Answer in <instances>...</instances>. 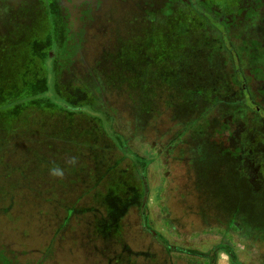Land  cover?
Segmentation results:
<instances>
[{
	"label": "flooded vegetation",
	"instance_id": "af4514ba",
	"mask_svg": "<svg viewBox=\"0 0 264 264\" xmlns=\"http://www.w3.org/2000/svg\"><path fill=\"white\" fill-rule=\"evenodd\" d=\"M49 70L67 92L106 91L154 129L186 127L151 144L156 156H145L117 220L97 210L96 196L76 195L59 228L49 186L64 189L82 163L67 173L64 142L35 117L0 123V264H63L54 249L69 241L78 258L67 264H264V0H0V90L35 74L48 85ZM177 161L173 214L161 194L171 182L151 165ZM34 183L46 194L23 201ZM34 217L48 231L36 238L44 248L7 229Z\"/></svg>",
	"mask_w": 264,
	"mask_h": 264
},
{
	"label": "rangeland",
	"instance_id": "374dc122",
	"mask_svg": "<svg viewBox=\"0 0 264 264\" xmlns=\"http://www.w3.org/2000/svg\"><path fill=\"white\" fill-rule=\"evenodd\" d=\"M233 47L237 48V45L233 44ZM48 80L50 81L47 85L45 81L40 80V75L35 74L33 76L32 83L29 85H26L25 87L18 86L15 88V85L12 86L11 90H0V100L2 103H4L0 109L1 114V124L7 125L12 127L14 124L19 122H29L31 120V117H35L37 120H39L41 124L47 125V120H49L48 116L50 113L56 112L54 108L56 101H54V98H60L63 102L71 103L74 105H90L93 110L106 113L107 115L111 116V125L113 129L120 134H122L128 146L138 154H141L146 157H155V150L152 145H157L159 143L165 144L166 142H170L174 139L173 133L178 130H184L186 127V124H180L179 127H176L174 124L172 125V122L170 121H162L156 129L154 127H151V125L147 124L149 122L148 120L144 121L141 119L142 117H138V119H133L130 117L128 111L126 108H122V104L117 101H114L111 96L106 91H99L96 89H93L91 91L85 90V89H77L73 91L74 94L67 92L65 88L58 85L57 79L52 78V72L51 70L48 71ZM25 88V89H24ZM1 89V88H0ZM93 92V93H92ZM53 96V97H52ZM103 96V100L101 99ZM53 98L52 101H47L48 99ZM20 100V101H19ZM34 100H41L39 101L41 104H49L48 106L41 105V107L36 106L33 104ZM59 101V100H57ZM53 104V105H52ZM52 105V107L50 106ZM51 107V108H50ZM144 109L149 108L143 107ZM143 109V110H144ZM145 111V110H144ZM48 115V116H47ZM200 118L199 122L195 124H201V116H193L191 118V121H195L197 118ZM45 119H47L45 121ZM59 121L63 120L62 118H57ZM68 119H72V117H65L63 121H67ZM74 124L88 128L92 125L96 124L95 121L87 115H81L80 113H76L73 117ZM144 121V122H143ZM151 121L153 122V119L151 118ZM143 123H145L143 125ZM154 123V122H153ZM143 125V128H142ZM6 127V126H5ZM93 127V126H92ZM50 133V132H49ZM105 135V133H103ZM50 135V134H49ZM182 139H185V137H182ZM78 153L80 151L76 149ZM177 166H174V164L170 166H160L159 163L155 164L153 163L151 165L152 169H159V173L157 175L158 179L160 180V183L162 182V179H166V182H171L170 187H166L163 189L161 194L166 197L168 210H171V212H175L176 209L174 208L173 204L174 202L171 200L170 197H174L175 195H178L179 191L177 188H180L181 181L179 178V175L182 174L181 168V162L177 161ZM149 172L152 173V171L149 170ZM168 172V177L162 178L163 174ZM43 174L38 175V179L43 180L44 178ZM32 181V180H31ZM30 181V182H31ZM148 183L152 186L156 184V182L148 177ZM43 184L34 183L32 185V188L27 193H21L20 192V198L25 197L23 201L27 200V197H32L34 195H45L46 192H43V189L41 188ZM157 195V192H156ZM73 195L68 196H62V197H71ZM19 201L18 206L16 208L14 207V211L21 215H23L25 212L19 211L20 204H23L24 202ZM85 205V203H83ZM88 205V204H86ZM22 211H25L26 208H21ZM12 210L10 209V212ZM174 214V213H173ZM18 216V215H17ZM20 216V215H19ZM9 217V216H8ZM23 217V216H21ZM25 219V217H23ZM14 221V220H13ZM20 222H12V226H9L7 228L8 230L12 229L14 231V240L19 238V235H23L28 239V243L44 248L42 245L41 240H37L38 232L40 229L44 232H48L47 229L42 226L40 219L38 217H34V219L26 218L24 224ZM40 223V225H39ZM42 227V228H41ZM68 236V233L66 234ZM47 236V235H46ZM36 239V240H32ZM70 242V241H69ZM69 242H65V244H57L56 249V256H60L61 258H64L63 264H67L69 260L78 258V253L70 254V251L75 249V246H73L74 243L69 244ZM260 249L264 250V247L262 246ZM60 258V259H61ZM66 258V259H65ZM61 264V260H60Z\"/></svg>",
	"mask_w": 264,
	"mask_h": 264
},
{
	"label": "trees",
	"instance_id": "16d2710c",
	"mask_svg": "<svg viewBox=\"0 0 264 264\" xmlns=\"http://www.w3.org/2000/svg\"><path fill=\"white\" fill-rule=\"evenodd\" d=\"M53 97V96H52ZM53 98L47 101H52ZM59 100V101H57ZM20 101V100H19ZM39 101L34 100L33 104L41 107ZM54 108L56 112H51L48 116L47 128L50 132V138L55 141H63L67 152V173L68 164L77 160L82 163L78 169L75 179L65 177L63 188L58 184L49 186L53 189L51 195V204L54 206L55 219L53 224L56 227L60 222L59 228H63L70 214L76 211L79 203L74 199L76 195H94L97 197L95 204L100 212H110L114 220L120 216V212L126 208L128 201L125 197L128 194H134L136 187L134 185V175L144 173L148 165L147 158L133 151L127 144L125 137L115 131L111 125V116L106 113L95 111L90 105H74L63 102L60 98H54ZM47 103L45 106H48ZM50 107V108H51ZM42 108V107H41ZM76 113L90 116L96 124L88 128L79 127L74 124L73 117ZM65 117H72L66 122ZM62 118L63 120H58ZM105 133V135L103 134ZM58 143V142H57ZM75 149H79L80 153ZM82 149V150H81ZM89 165V166H88ZM96 169L93 171L92 166ZM25 174L26 171L20 170ZM59 194L63 196L61 200ZM89 206V200L85 202ZM101 226H105V219H101Z\"/></svg>",
	"mask_w": 264,
	"mask_h": 264
},
{
	"label": "clouds",
	"instance_id": "9594fccd",
	"mask_svg": "<svg viewBox=\"0 0 264 264\" xmlns=\"http://www.w3.org/2000/svg\"><path fill=\"white\" fill-rule=\"evenodd\" d=\"M50 175L62 178L64 175V172L60 168H53V169H50Z\"/></svg>",
	"mask_w": 264,
	"mask_h": 264
},
{
	"label": "crops",
	"instance_id": "0c3cea01",
	"mask_svg": "<svg viewBox=\"0 0 264 264\" xmlns=\"http://www.w3.org/2000/svg\"><path fill=\"white\" fill-rule=\"evenodd\" d=\"M219 264H226V261L222 258L219 262Z\"/></svg>",
	"mask_w": 264,
	"mask_h": 264
}]
</instances>
